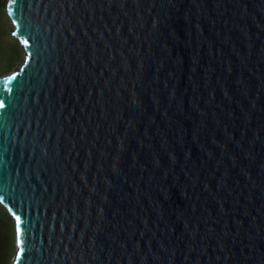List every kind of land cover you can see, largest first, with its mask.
<instances>
[{
	"label": "water",
	"instance_id": "obj_1",
	"mask_svg": "<svg viewBox=\"0 0 264 264\" xmlns=\"http://www.w3.org/2000/svg\"><path fill=\"white\" fill-rule=\"evenodd\" d=\"M5 10L24 52L0 77L11 264H264V0Z\"/></svg>",
	"mask_w": 264,
	"mask_h": 264
},
{
	"label": "rangeland",
	"instance_id": "obj_2",
	"mask_svg": "<svg viewBox=\"0 0 264 264\" xmlns=\"http://www.w3.org/2000/svg\"><path fill=\"white\" fill-rule=\"evenodd\" d=\"M7 0H0V77H3L17 68L24 59V52L20 43L11 35L13 24L7 17L5 10ZM17 45V46H16ZM12 51L13 57L10 59L8 52ZM9 58V59H8ZM1 205V204H0ZM6 209L0 207V240L2 242V254L4 264H11L16 250L15 230L13 218H3L6 215ZM8 213V212H7Z\"/></svg>",
	"mask_w": 264,
	"mask_h": 264
},
{
	"label": "snow or ice",
	"instance_id": "obj_3",
	"mask_svg": "<svg viewBox=\"0 0 264 264\" xmlns=\"http://www.w3.org/2000/svg\"><path fill=\"white\" fill-rule=\"evenodd\" d=\"M22 34V33H21ZM24 43L27 44L28 41L25 39ZM27 62V60L25 61ZM23 71V69L21 70ZM15 78H10L9 81H5L0 84V87L7 86L10 90L14 87L12 84V80ZM6 106V100L4 98H0V109H4ZM5 198L0 196V203L4 202ZM16 243L18 247V252L16 255V259L22 261V254L24 253V236L26 234V230L24 228V220L21 215H16Z\"/></svg>",
	"mask_w": 264,
	"mask_h": 264
},
{
	"label": "trees",
	"instance_id": "obj_4",
	"mask_svg": "<svg viewBox=\"0 0 264 264\" xmlns=\"http://www.w3.org/2000/svg\"><path fill=\"white\" fill-rule=\"evenodd\" d=\"M1 4V3H0ZM1 16V15H0ZM1 19V18H0ZM17 46V45H16ZM8 54V56H9V58L11 59L12 57H13V53H12V51H10V52H8L7 53ZM8 58V59H9ZM0 207H1V205H0ZM6 213V215L7 216H5V217H3V218H8L9 217V215H8V213L7 212H5ZM4 257H3V254H2V242H1V240H0V264H4Z\"/></svg>",
	"mask_w": 264,
	"mask_h": 264
}]
</instances>
